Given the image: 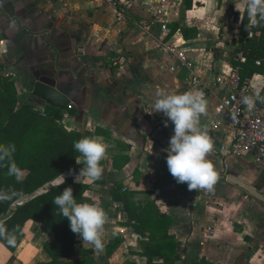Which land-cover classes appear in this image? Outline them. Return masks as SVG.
I'll use <instances>...</instances> for the list:
<instances>
[{
	"label": "crops",
	"instance_id": "1",
	"mask_svg": "<svg viewBox=\"0 0 264 264\" xmlns=\"http://www.w3.org/2000/svg\"><path fill=\"white\" fill-rule=\"evenodd\" d=\"M117 1L126 10L124 21L109 0H0V65L12 76L20 101L43 107L30 91L39 80L63 89L79 115L65 116L61 124L68 131L93 133L107 146L98 180L81 177L76 182L83 164L63 175L65 181L89 185L86 202L106 213L100 245L83 242L82 248L96 264H147L142 243L163 240L128 226L124 204L112 197L118 184L134 205L144 209L153 203L172 219L164 239L177 246V264H264V202L228 180L232 177L264 196V163L252 153L233 157L221 151L229 142L231 120L218 105L231 91L214 88L219 77L240 69L242 84L249 89L241 97H252L254 106L264 110V74L244 81V69L235 66L242 54L235 42L247 0H169L167 5L161 0ZM163 6L170 12L169 36L158 25L145 26ZM174 42L187 53L202 88H193L189 71L169 51ZM160 89L203 92L207 107L200 123L212 140L208 159L217 173L211 189L189 191L169 173L164 150L174 125L163 113L153 112ZM59 184L60 177L52 183ZM54 239L45 225L30 221L15 252L0 242V264L48 262L44 245Z\"/></svg>",
	"mask_w": 264,
	"mask_h": 264
},
{
	"label": "trees",
	"instance_id": "2",
	"mask_svg": "<svg viewBox=\"0 0 264 264\" xmlns=\"http://www.w3.org/2000/svg\"><path fill=\"white\" fill-rule=\"evenodd\" d=\"M248 23L246 7L240 36L235 42L241 46L237 47V51L246 57L245 63H235V66L244 69V81L255 74H264V22L246 28ZM5 70L6 66L0 65V144L15 145L13 159L23 170V176L17 181L14 176L8 175L6 166L0 165V192L10 197L0 200V229L15 235L16 244L9 246L3 238H0V242L9 251L15 252L24 238L27 223L39 221L55 234V239L44 245L50 261L36 264H96L93 257L82 248V237L71 231L69 221L53 203L54 198L67 187L73 189V196L78 202H86L84 194L90 186L77 184L72 180L52 185L60 175L76 168V157L83 159L74 149V142L96 135L68 131L61 124L65 116L79 115L73 106L60 110L41 101L45 113L43 116L33 103H22L12 76L6 74ZM47 185H50L49 189L34 195ZM25 197L30 198L19 205L18 202ZM112 197L114 201L124 204L127 224L135 233L146 231L152 240L163 239L155 243H142L141 255L147 258V264H177V246L171 240L164 239L172 219L160 214L153 203L144 209L134 205L132 196L124 191L122 185L115 184ZM119 240V237L116 238L112 248L118 245ZM72 258L77 259L71 260ZM156 259L160 261L155 262ZM197 264L209 263L202 260Z\"/></svg>",
	"mask_w": 264,
	"mask_h": 264
},
{
	"label": "clouds",
	"instance_id": "3",
	"mask_svg": "<svg viewBox=\"0 0 264 264\" xmlns=\"http://www.w3.org/2000/svg\"><path fill=\"white\" fill-rule=\"evenodd\" d=\"M247 16L249 23L246 28L264 22V0H247ZM243 103L249 108L254 105L252 97L247 96L243 98ZM206 107L207 102L201 91L178 92L160 89L152 102L153 112L163 113L174 125V135L170 138L169 147L164 150L167 153L168 171L177 183L187 184L189 191L199 188L211 189L217 180V173L208 159L213 143L206 128L200 123V117L206 113ZM74 149L83 158L81 162V159L76 157L77 164H83L76 182L81 183V177L93 182L98 180L103 173L101 161L107 151V146L101 138H81L74 142ZM14 152V144H0V165L7 167L9 176H14L20 181L23 170L13 159ZM149 153H152V145ZM60 180L65 182L63 175H60ZM9 198L0 192V200ZM53 203L59 213L69 221L71 231L82 237L84 243L97 247L100 245L103 226L106 223V213L102 207L95 203L78 202L71 187L65 188L54 198ZM0 238L9 246L16 244L15 235L5 233L3 229H0Z\"/></svg>",
	"mask_w": 264,
	"mask_h": 264
},
{
	"label": "built area",
	"instance_id": "4",
	"mask_svg": "<svg viewBox=\"0 0 264 264\" xmlns=\"http://www.w3.org/2000/svg\"><path fill=\"white\" fill-rule=\"evenodd\" d=\"M168 1L161 0L163 5H167ZM109 2L115 9L118 20L124 21L126 10L123 5L117 0H109ZM169 14L170 12L165 6L156 9L153 19L145 25L146 28L158 25L163 35L169 36L171 34L168 22ZM168 49L177 57L179 66L189 71L188 81L193 88H202L203 83L196 75L194 65L188 58L187 53L180 49V45L175 42ZM237 59L241 63L246 62L243 54H239ZM257 64L260 65V62H257ZM240 72V69L231 70L224 77H219L214 86L215 89L221 87L231 91L218 105V111L228 112L231 120L229 142L222 146L221 151L233 157H242L245 154L252 153L257 162L264 163V110L258 109L254 105L249 108L243 103L241 95L246 94L249 89L246 84H242ZM37 109L45 116L44 107L40 106Z\"/></svg>",
	"mask_w": 264,
	"mask_h": 264
},
{
	"label": "water",
	"instance_id": "5",
	"mask_svg": "<svg viewBox=\"0 0 264 264\" xmlns=\"http://www.w3.org/2000/svg\"><path fill=\"white\" fill-rule=\"evenodd\" d=\"M30 91L36 99L45 102V104L53 108L65 110L66 108L70 107L71 100L61 88H57L56 86H52L39 80L35 82ZM228 180L232 184L244 190L254 199L264 202V196L251 186L233 179L232 177H229Z\"/></svg>",
	"mask_w": 264,
	"mask_h": 264
},
{
	"label": "rangeland",
	"instance_id": "6",
	"mask_svg": "<svg viewBox=\"0 0 264 264\" xmlns=\"http://www.w3.org/2000/svg\"><path fill=\"white\" fill-rule=\"evenodd\" d=\"M21 100V99H20Z\"/></svg>",
	"mask_w": 264,
	"mask_h": 264
}]
</instances>
